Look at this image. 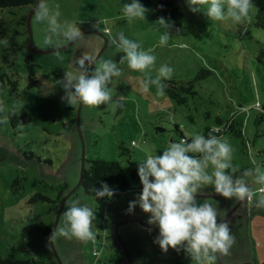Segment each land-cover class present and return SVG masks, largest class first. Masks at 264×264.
Here are the masks:
<instances>
[{"label":"rangeland","instance_id":"374dc122","mask_svg":"<svg viewBox=\"0 0 264 264\" xmlns=\"http://www.w3.org/2000/svg\"><path fill=\"white\" fill-rule=\"evenodd\" d=\"M254 1L257 5L252 16L257 6L264 4V0ZM48 2L59 5L61 22H77L83 34L76 42H62V47L66 45L61 49L63 62L43 44L47 25L35 23L34 11L30 16L29 46L27 27L22 23L29 6L0 8V66L19 83L16 98L9 100L5 90L0 98L6 109L23 108L30 116L29 122L15 128L0 123V258L40 259L51 253L57 264H195L183 250L162 251L154 242L159 228L147 223L150 214L139 205L132 213L127 212L129 202L140 193L119 200H91L77 186L79 175L91 159L126 165L127 155L119 154L120 143L138 168L146 151L155 149L162 154L170 142L180 140V134L186 138L202 133L205 126L213 125L216 115L226 118L230 111L244 126L245 143L241 149L238 137L224 133L235 149L233 164L249 168L255 160L264 166V29L249 23L234 25L230 20L213 21L203 12L192 13L187 0H177L184 11L183 25L179 33L172 32L166 46H158L163 29L156 30L160 16L152 8L145 20L129 22L119 0ZM119 32L138 41L145 50L154 48L155 67H173L175 81L185 83L199 69L212 73L195 83L197 94L184 105L166 93L157 95L155 86L145 93L140 87L142 74L130 70L126 61L120 64L124 54L109 45L107 33L115 36ZM83 52L117 62L123 75L114 78V95L123 97V107H71L62 99L64 90L58 83L63 75L54 76L51 68L59 66L70 71ZM28 54L37 64L38 83L31 88L26 86L23 64ZM206 111L210 112L208 118L204 116ZM73 119L75 123L69 125ZM248 182L253 189L258 187L251 178ZM129 183L132 187L138 185L131 180ZM65 184L70 189H64ZM40 195L50 201L31 199ZM58 196L61 199L54 210ZM74 199L96 213L95 241L74 237L51 240L53 229L63 224V212ZM197 200H207L217 207L218 222H228L236 238L228 255L217 254L215 264H264V208L255 206V198L251 203L228 199L207 186L197 194ZM49 221L52 229L46 241L42 229Z\"/></svg>","mask_w":264,"mask_h":264},{"label":"clouds","instance_id":"9594fccd","mask_svg":"<svg viewBox=\"0 0 264 264\" xmlns=\"http://www.w3.org/2000/svg\"><path fill=\"white\" fill-rule=\"evenodd\" d=\"M187 4L192 13L203 12L213 21L230 20L234 25L251 23L255 7L252 0H187ZM147 11L140 0H131L122 8L123 16L129 22L145 20ZM60 17L59 5L52 6L48 0H38L34 21L47 25L43 44L52 49L58 61L63 62L62 42H76L83 34L80 24L75 21L61 22ZM156 25L157 31L163 29L158 46H166L173 34V25L164 17L158 18ZM176 31L179 33V29ZM107 35L109 45L124 54L119 63L126 61L130 70L142 74L141 90L146 93L151 86H155L157 95L163 96L168 86L166 81L172 79L174 68L168 64L156 68L155 49L145 50L124 32ZM4 43L8 41L4 40ZM122 75V69L113 59H102L83 52L75 58L73 69L64 72L58 84L64 90L62 99L71 107L82 104L121 108L123 97L114 95L113 81ZM0 113L5 114L0 118V123L5 124L16 115L11 109H6L3 100H0ZM220 131L219 127H212L207 135L199 132L186 135V138L170 142L162 154H157L155 149L146 151L138 163L142 192L137 199L129 202L127 209L128 213H132L139 205L143 212L149 213L147 223L158 226L159 235L154 242L162 251L167 252L169 248L183 250L195 264H215L217 254L228 255L236 241L229 223L223 219L218 222L220 214L217 207L207 200L198 202L197 194L204 188L212 186L221 196L241 202L247 200L251 203L255 198V206L264 208V166L255 160L252 161L253 167L243 170L234 165L235 149L226 137L216 135ZM249 178L257 188L249 185ZM93 191L100 198L114 195V190L105 182H101L100 189ZM63 218V224L53 229L51 240L74 237L81 241H95L93 222L96 213L91 207L74 199L67 205Z\"/></svg>","mask_w":264,"mask_h":264},{"label":"trees","instance_id":"16d2710c","mask_svg":"<svg viewBox=\"0 0 264 264\" xmlns=\"http://www.w3.org/2000/svg\"><path fill=\"white\" fill-rule=\"evenodd\" d=\"M254 5H257V2L252 0ZM35 0H0V8H9V7H17V6H29L31 9ZM121 8L126 3H130L131 0H119ZM140 3L144 5L147 9L152 8L155 14L160 17H164L168 20L172 25L171 31L177 30L180 26L183 25L184 22V11H182L178 7L177 0H140ZM22 23L26 25V16H22ZM251 24L253 27L257 29H264V4L258 5L254 15L252 16ZM32 55L28 54L26 58L23 60L24 68L26 70V86L27 88H31L38 83L36 76V66L37 64L33 61ZM51 72L54 76L61 78L64 75L65 69L59 66L52 67ZM212 72L208 69H199L193 79L186 81L185 83L181 81H175L171 79L170 81H166L167 87L165 89L166 96L172 100H174L177 104H186L187 100L191 96H195L197 91L194 86L195 83L201 80H204L207 75H210ZM3 90L6 91L7 98L14 99L18 95L19 83L18 80L14 77L13 74H8L4 70V67L0 66V95ZM0 100H2L0 98ZM16 113L10 117L8 124L11 127H17L18 125H23L30 121V116L28 112L21 109H11ZM243 107H239V111H242ZM230 115L226 118H222L219 115L214 117L213 125H207L202 131V134L207 135L208 131L212 127H219L221 131L216 133V135L223 136L224 133L230 132L233 136L239 138L240 148L245 145L243 142V124H239L235 119V114L233 111H230ZM205 118L210 116V112H204ZM2 113H0L1 118ZM191 120V117H190ZM75 120H71L69 125L74 124ZM229 125H232L231 128ZM184 136L180 134V140L183 139ZM120 150V155H127V163L126 165L120 164L115 160L111 161H103L99 159H91L86 163V168L83 169V173H81V181L78 184V187L82 188V193L91 200L100 201H110L112 199L119 200L123 198H128L130 194H139L142 192V184L140 183L138 176V168L133 166L130 161L131 156L129 150L124 147L121 143L118 146ZM235 165V164H234ZM241 170L245 169V166L239 165ZM130 180L132 182L137 183V187H132L130 185ZM101 182L107 183L111 189L114 190V195L111 198L108 197H97L95 191L93 189H100ZM64 189H70L66 184L63 187ZM33 201L38 200H49L46 196H38L32 197ZM61 197L58 196L55 199L56 205L54 206V210H57V205H59ZM50 201V200H49ZM51 211V210H48ZM52 229V221H49L43 225L42 234L45 240H48L50 237V232ZM96 254V252H94ZM51 253H46L40 259H33L31 257L28 258H16L15 256H6L0 258V264H57L55 259L53 258ZM173 264H184L174 262Z\"/></svg>","mask_w":264,"mask_h":264},{"label":"water","instance_id":"95a60500","mask_svg":"<svg viewBox=\"0 0 264 264\" xmlns=\"http://www.w3.org/2000/svg\"><path fill=\"white\" fill-rule=\"evenodd\" d=\"M37 3H38V0H35V2H34V4H33L32 8L30 9L28 15L26 16V27H27V31H28V34H29V38H28V41H27V42H28V44H29L30 47H32V46H31V33H30V29H29V25H30V16H31V14L33 13V11H34V9H35ZM65 47H66V45L63 46L62 49L65 48ZM81 173H83V168H82V170H81ZM81 173H80V175H79V181H78V184H79L80 181H81ZM77 186H78V185H77ZM61 264H62V263H61Z\"/></svg>","mask_w":264,"mask_h":264}]
</instances>
